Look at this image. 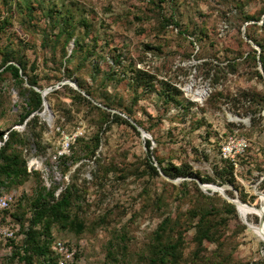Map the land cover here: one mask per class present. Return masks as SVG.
Wrapping results in <instances>:
<instances>
[{
	"label": "rangeland",
	"instance_id": "rangeland-1",
	"mask_svg": "<svg viewBox=\"0 0 264 264\" xmlns=\"http://www.w3.org/2000/svg\"><path fill=\"white\" fill-rule=\"evenodd\" d=\"M160 7L167 20L164 28L159 25ZM263 8L264 0H10L7 4L0 0V64L8 51L22 56L28 75L38 76L43 90L52 91L60 89L62 83L77 82L74 77H66L71 71L81 79L85 89L93 92L92 97L85 96L93 98L95 104L97 98L117 96L129 122L149 135L143 138L141 132L127 124L110 123L99 132L100 147L94 158L76 164L63 161L60 157L72 154L70 148L77 137L88 141L98 127L87 108L68 122L61 119L58 126L55 107L58 99L52 97L47 100L48 112L38 113L40 124L47 128L42 135L43 149L39 150L29 136L26 156L31 178L13 190L0 191V196L13 194L9 211L18 212L21 202L20 212L28 218L31 201L41 188L39 183L47 190L55 188L56 197L75 183L82 217L91 222L107 214L109 225L80 237L71 227L56 226L52 238L78 248L80 256L76 264H107V248L116 230L122 229L127 234L132 251L137 252L164 217L179 216L182 223L189 220L186 212L193 207L197 190L192 183L184 188L183 181H195L219 207L229 202L218 192L202 189L201 181L195 177L213 176L214 167L222 159H228L235 167L236 187L218 182L216 185L224 188L229 199L238 197L248 214L242 216L233 204L237 216H229L228 226L216 241L205 242V251L197 250L195 230L189 229L184 235L181 264H264V241L245 223L246 220L259 225L256 210L263 204L255 188L264 193V72L259 62L247 58L250 47L259 54L260 47L244 37L246 28L257 24L251 27L250 34L264 44L261 28L264 15L257 23L244 22L246 14L258 16ZM64 18L74 30L70 40L62 30ZM194 33H204L207 38L198 41ZM75 39L83 49L74 45ZM113 55L114 59L121 56L123 62L117 65ZM94 61L101 71L96 76L91 66ZM203 62L211 65L201 68L200 74ZM135 67L153 76V87L142 86L138 101L129 80ZM257 70L263 79L256 75ZM108 71H115L116 77L102 86V76ZM121 74L126 76L123 78ZM220 74L217 83L220 95L211 100L214 91L211 78ZM4 86L13 113L22 112L27 100L21 97L20 88L9 83ZM173 88L183 96L166 103L161 94ZM189 88L193 92L205 90L206 95L197 100L188 92ZM66 96L61 94V100L69 103ZM183 99L191 103L187 109L179 105ZM25 126L26 122L13 129L24 132ZM147 140L164 166H185L190 177L169 180L159 174L149 178L142 168L138 169V164L148 160ZM240 140L246 142L245 151L234 160L225 157L230 151L224 148L234 142L231 148L237 150L235 144ZM145 190L153 198L163 194L168 206L144 208ZM1 216L0 212V222ZM8 219L5 224L16 228V221ZM195 222L196 219L190 220L192 225ZM12 251V245L6 246L0 240V264H23L11 259Z\"/></svg>",
	"mask_w": 264,
	"mask_h": 264
},
{
	"label": "trees",
	"instance_id": "trees-1",
	"mask_svg": "<svg viewBox=\"0 0 264 264\" xmlns=\"http://www.w3.org/2000/svg\"><path fill=\"white\" fill-rule=\"evenodd\" d=\"M9 1L10 0H4L6 4L9 3ZM237 6H239V4H237ZM161 11L162 8L160 7L159 16L161 19H159V25L161 28H164L167 26V20ZM263 15L264 8L258 16L246 14L244 16V22L253 21L257 23L261 20ZM62 23V30L66 33L69 40L72 39L74 36V30L70 29L68 19L64 18ZM86 24V22H83L84 26H86ZM251 27H257V24H252L250 28H246V37L248 40L255 42L256 45L260 47L261 52L259 54L257 50L250 47L247 58H251L256 63L260 61L264 72V44L251 36ZM261 28L264 29V19ZM193 35L197 36L198 41L207 38L204 33H194ZM74 45L78 47V49H83V47L79 45L77 39L74 40ZM22 58V56H15L8 51L4 54L0 64V141H4V137L7 134L6 141L0 147V191H10L14 188L20 187L32 176V173L28 171V158L26 156V151L31 141L29 136L33 138L32 141L36 144L39 150L43 149L41 142L42 135L47 128L45 125L40 124V116L38 113L44 111V99L50 100L52 97L58 99L55 104L56 112L59 114V118L56 122L58 126H61V119H65L66 122H68L70 118L76 117V114L81 113L87 108L88 111L94 115L95 125L98 127V131L88 141H86L85 138L77 137L70 148L72 154L70 156L60 157L63 161L71 160L73 164H76L85 159L94 158L100 147L99 132L103 130L104 126L107 127L110 123L127 124L134 130L137 129L131 124V122H129V116H127L128 113H124L121 104H118L119 99L117 96L110 97V95H108L107 99L103 97L97 98L96 101L98 104H95L92 101L93 98L91 99L84 95L86 94L89 97H92L93 92L85 89L81 79L74 76V73L71 71L66 73V77H74L80 91L73 89L69 85H60V89H55L43 98L41 91L44 88L42 84H40L38 76L28 75L27 64ZM120 59L121 56H116L114 59L113 55V61L117 65H120L123 62ZM96 65L95 61L91 64L93 69H95L93 76H96L101 72L100 68ZM208 65L211 64L203 62L201 67H199L200 74L202 73L201 68H206ZM233 66L234 63L232 65L230 64L228 68L231 69ZM208 75H210V72H208L207 75L205 74L207 79ZM256 75L260 79H263V75L259 70L256 71ZM125 76V74L122 75L123 78ZM102 77L101 85L105 86V81L115 79L116 73L115 71H112V73L108 71L105 72ZM220 77L221 74L220 76L215 75L211 78V87L214 89L210 96L211 100L220 95V92L217 91V83L219 82ZM129 80L136 93L135 100L137 101L141 97V95H139V90L142 86L153 87V76L137 67L133 68ZM5 83H9L11 86L15 84L20 88L21 97L24 100H27L26 103L22 105V112L18 114L13 113L11 99L4 91ZM63 93L67 94L66 98L70 99L69 103L61 100L60 96ZM161 95L166 100V103H169L168 101H178V98L183 96V93L176 88H173V90L163 91V94ZM179 105H181L183 109H187L191 103L188 100L183 99ZM115 110L120 112L113 113ZM31 115L33 116L28 120ZM25 122L26 128L24 132H19L18 130L13 129L14 126L25 125ZM200 125L201 121H198L197 126ZM146 146L148 148V160L138 164L137 167L138 169L142 168V171L145 175H148L149 178L158 177L160 174L159 169L164 175L173 180L190 177L188 171L184 168L185 166L178 167L174 164L164 166L163 160L152 153V143L150 140L146 141ZM152 158H154V163ZM155 163L158 166H155ZM234 171L235 167L233 162L228 159H222L220 165L214 167L213 176H201L198 174L195 177L203 184H216L218 182L219 185L227 183L236 187ZM33 174L39 175L36 172ZM189 183H192L195 186L197 194L195 196L193 207L186 212L189 218L188 221L182 223L181 217L179 216H176L175 218H172L171 216L164 217L159 223L157 229L153 232L150 240L141 246L137 252L132 251L130 247L131 240L127 234L123 232L122 229L120 232L116 230L112 243H110L107 248V264H181L184 254V235L189 229L195 230L193 239L197 250L200 252L206 250V241H216L228 226L231 219L229 216H237L236 207L227 201L224 202L223 207L217 206L213 202V197L204 194L195 181L185 180L181 183V186L187 188ZM38 185H40L41 188L36 191V196L31 201L30 216L28 218L25 219L26 215L23 212H20L22 208L21 202L18 203L19 209L16 213L10 212L9 210L11 208L0 211L2 213L0 227L9 226L15 232L14 238L4 240V243L6 246H13L11 259H17L19 263L58 264V257L53 250L55 240L52 238V229L54 227L58 226L63 229L71 227L75 234L80 237L94 234L99 228H106L109 225V216L107 214L100 215L91 222H88L83 218L78 212L80 209V195L75 183L68 185L57 197L55 196V188L47 190L45 187H42L41 183ZM262 187H264V182ZM229 194L232 197L234 196L232 193ZM145 195L144 208L148 207L150 209L151 207L156 206L158 209H162L163 207L168 206L165 197L162 196L163 194H158L153 198L149 191L145 190ZM243 202L246 201L243 200ZM242 208L247 215L248 210L243 206ZM10 217L16 221V228L5 224L6 222L8 223V218ZM191 219H196V222L193 225L190 223ZM18 241H20L19 244H17ZM67 244L73 246L77 250L75 261L73 263L76 264L80 256L79 250L70 242H67ZM198 255L201 254L199 253Z\"/></svg>",
	"mask_w": 264,
	"mask_h": 264
},
{
	"label": "built area",
	"instance_id": "built-area-1",
	"mask_svg": "<svg viewBox=\"0 0 264 264\" xmlns=\"http://www.w3.org/2000/svg\"><path fill=\"white\" fill-rule=\"evenodd\" d=\"M6 139H7V136L4 137V141H0V147L4 144ZM232 144H234V142H232ZM232 144L227 145L224 148V151H227V149H229L230 154L227 155L225 153V157H229L230 159L234 160L237 154L245 151L246 142L243 140L237 141V144H235L238 146L237 150H233L231 148ZM67 147H64V148L66 149ZM63 153L64 151L60 152L59 155L62 156ZM13 202H14L13 194H5L3 196H0V211L10 209ZM14 236H15V232L9 226L0 227V240L13 239ZM53 250L58 257V264H73L74 263L77 250L73 246H69L66 241L60 240V239L55 240L54 245H53Z\"/></svg>",
	"mask_w": 264,
	"mask_h": 264
},
{
	"label": "water",
	"instance_id": "water-1",
	"mask_svg": "<svg viewBox=\"0 0 264 264\" xmlns=\"http://www.w3.org/2000/svg\"><path fill=\"white\" fill-rule=\"evenodd\" d=\"M244 37L247 39V37L245 35H244ZM250 43L253 44L252 42H250ZM253 46L256 47V45H253ZM259 66H260V70H262V72H263V68H262V65H261L260 61H259ZM65 84H68V85L72 86L75 90L80 91L77 82L62 83L60 85H65ZM52 90L53 89H50V88L49 89L42 90L41 93H42L43 98H45V96L48 93H50ZM47 110H49L48 101L46 99H44V113H46ZM131 123L137 128V130L139 132H141V135H142L143 138H145V137L149 138V135L143 129H141L140 127L136 126L133 122H131ZM155 166H158V165L155 163ZM159 172H160V174L164 175V173L160 169H159ZM164 176L166 178H168L169 180H171L166 175H164ZM199 185L204 190H211V192H218L219 194L223 195L229 202H231L232 204H234L233 201H231L232 199H228V198H231V197L227 193L224 194V191L225 190H224L223 187H220V186H218L216 184H203L202 182H199ZM211 185H213L217 189H215V188L213 189L212 187H210ZM255 194L256 195H259L264 200V193H262L261 191H259L258 187L255 188ZM258 210H260V214H258V216H257L258 219H259L258 224L260 225V227L262 229H264V204L261 205L260 206V209H258Z\"/></svg>",
	"mask_w": 264,
	"mask_h": 264
},
{
	"label": "bare ground",
	"instance_id": "bare-ground-1",
	"mask_svg": "<svg viewBox=\"0 0 264 264\" xmlns=\"http://www.w3.org/2000/svg\"><path fill=\"white\" fill-rule=\"evenodd\" d=\"M188 92L189 93H192L193 94V96H194V98L195 99H197V100H202L204 97H205V95H206V92H205V90H197V91H195V92H193L190 88H189V90H188ZM48 112V110L46 111V113ZM44 115H45V113H44ZM211 187L214 189H217L216 187H214L213 185H211ZM259 196V195H258ZM259 198H260V200L263 202V204H264V200L259 196ZM229 199V198H228ZM231 201H233V203L238 207V210H239V212L241 213V215L242 216H246V213H245V211L243 210V208H242V206L243 207H245V205L239 200V198L237 197V198H235V199H233V200H231ZM262 204V205H263ZM261 206V205H260ZM246 208V207H245ZM247 209V208H246ZM260 209V208H259ZM257 211V214L256 215H258V214H260V210H256ZM239 213V214H240ZM256 213V212H255ZM243 219V218H242ZM245 220V219H244ZM245 223L256 233V235L261 239V240H263L264 241V229H262L261 227H260V225H258V226H254L253 224H251L250 222H248V221H246L245 220Z\"/></svg>",
	"mask_w": 264,
	"mask_h": 264
}]
</instances>
